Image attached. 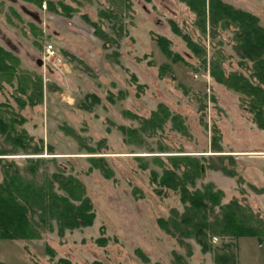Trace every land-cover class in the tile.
I'll list each match as a JSON object with an SVG mask.
<instances>
[{"label": "rangeland", "instance_id": "374dc122", "mask_svg": "<svg viewBox=\"0 0 264 264\" xmlns=\"http://www.w3.org/2000/svg\"><path fill=\"white\" fill-rule=\"evenodd\" d=\"M223 1L257 15L264 26V0ZM195 22L180 0H0V46L19 58L20 69L39 77L42 88L41 101L30 104V90L22 92L17 80L1 81L0 115L14 116L17 132L27 133V150L43 146L42 153H24L0 131V150L18 152L6 156L21 165L27 156H42L38 180L60 169L74 175L95 212L91 225L63 234L54 225L41 238L0 239V261L219 264L216 253L225 242L233 244L238 264H264L256 237L215 235L214 250L203 252L194 238L173 236L159 223L185 210L178 191L158 193L152 183V171L163 170L156 158L171 166L169 155H187L188 163L199 158L205 174L196 187L212 184L223 191L222 202L237 198L264 220V129L243 95L210 73L216 64L226 74L249 77L252 63L237 54L232 27L204 32ZM161 37L181 61L162 52ZM50 44L54 54L47 58ZM160 104L183 117L187 134L171 121L153 134L140 129L141 118ZM129 127L138 132L127 134ZM99 156L110 176L94 159Z\"/></svg>", "mask_w": 264, "mask_h": 264}, {"label": "trees", "instance_id": "16d2710c", "mask_svg": "<svg viewBox=\"0 0 264 264\" xmlns=\"http://www.w3.org/2000/svg\"><path fill=\"white\" fill-rule=\"evenodd\" d=\"M38 2L40 0H37ZM184 2L195 15L198 25L204 32H216L217 29L233 28L234 47L243 61L252 63L250 76L241 72L226 74L219 65H213L211 75L220 83L240 92L247 103L248 110L253 113L254 121L264 129V26L259 17L250 11L235 7L223 0H180ZM127 2V1H126ZM51 5V3H49ZM67 9L68 7L64 5ZM172 29L181 33L175 22H171ZM193 49L199 46L187 34H182ZM157 44L162 52L172 61H181L170 49V42L166 38H158ZM19 58L0 46V83L1 81H18L22 92L30 90L28 94L30 104H36L42 99L41 80L19 67ZM169 67L171 64H164ZM23 84V86H22ZM21 106L24 101L21 98ZM7 110V109H5ZM12 113V110H10ZM10 115V113H8ZM16 115V113H15ZM12 116L11 118H13ZM9 121L0 115V131L6 133L8 140L14 145L23 146L24 153H42V145L34 144L32 150H27L29 141L25 131L17 132L13 125L14 118ZM171 121L173 128L187 134V126L183 117L171 113L169 108L160 104L149 118H141L143 131L150 134L163 129L166 122ZM132 135L137 128H123ZM16 132L17 135L12 133ZM31 142V141H30ZM31 151V152H27ZM19 154L8 150H0V168L3 177L0 180V239H34L41 238L47 230L56 228L60 234L65 230L91 225L95 212L92 202L85 193L82 182L72 174L58 170L38 180V172L43 162L42 156H27L21 165L16 159H9L6 155ZM171 166H167L160 158L157 162L162 166V173L152 171V183L156 191L162 193L164 188L178 191L185 210L179 213L173 210L170 218H159V223L169 234L184 238H194L203 252L214 250L213 236L221 238H239L244 236L256 237L259 243L264 241V220L255 214L249 205L242 204L237 198L222 202L224 197L221 189H215L212 184L196 187V181L201 176V162L192 157L188 163L187 155H169ZM101 170L110 176L111 170L103 164L104 158L99 156ZM106 175V176H107ZM170 225V226H169ZM232 243L223 242L216 253L219 264H238ZM63 264H69L61 259ZM177 259L175 264L182 263ZM0 264H7L0 261Z\"/></svg>", "mask_w": 264, "mask_h": 264}, {"label": "built area", "instance_id": "2783aa9c", "mask_svg": "<svg viewBox=\"0 0 264 264\" xmlns=\"http://www.w3.org/2000/svg\"><path fill=\"white\" fill-rule=\"evenodd\" d=\"M46 51H47L46 53L48 54L47 58L53 56V54H54V47H53V45L50 44V45L46 48Z\"/></svg>", "mask_w": 264, "mask_h": 264}, {"label": "crops", "instance_id": "0c3cea01", "mask_svg": "<svg viewBox=\"0 0 264 264\" xmlns=\"http://www.w3.org/2000/svg\"><path fill=\"white\" fill-rule=\"evenodd\" d=\"M243 239H245V238H241V240H240V246H241V243H242L241 241H243ZM263 243H264V241H263ZM263 243L260 245V243L258 242V240L256 238V244H257V246H264Z\"/></svg>", "mask_w": 264, "mask_h": 264}, {"label": "water", "instance_id": "95a60500", "mask_svg": "<svg viewBox=\"0 0 264 264\" xmlns=\"http://www.w3.org/2000/svg\"><path fill=\"white\" fill-rule=\"evenodd\" d=\"M201 173H202V175L205 174L204 164L201 165Z\"/></svg>", "mask_w": 264, "mask_h": 264}]
</instances>
